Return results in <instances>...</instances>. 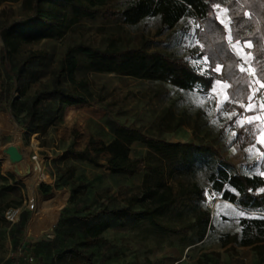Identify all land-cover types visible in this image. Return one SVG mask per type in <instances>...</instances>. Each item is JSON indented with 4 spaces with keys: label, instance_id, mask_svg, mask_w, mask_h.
I'll return each mask as SVG.
<instances>
[{
    "label": "trees",
    "instance_id": "16d2710c",
    "mask_svg": "<svg viewBox=\"0 0 264 264\" xmlns=\"http://www.w3.org/2000/svg\"><path fill=\"white\" fill-rule=\"evenodd\" d=\"M6 1H21L22 16L13 19L8 9H1ZM112 0H0L1 48L0 112L14 105L16 93L22 96L35 79L25 83L15 76L16 67L12 55L22 44L38 43L44 39H62L71 24L83 19H94L108 11ZM219 8L228 12L231 20V38L240 41L251 55L252 66L264 83V0H128L125 6L114 14H122L129 24H138L145 19L156 18L160 22L159 34L189 32L193 42L184 54L150 50L146 45L124 49L101 48L92 44H77L70 47L56 71L52 88L38 92L29 102L25 114V125L34 132L45 133L58 118V111L43 107L50 98L59 100L60 106L95 105L91 82L87 72L115 73L141 80L168 82L181 90L209 93L217 81L226 82L229 100L222 110L243 114L252 92V78L248 72L240 71V58L230 47L229 32L219 18ZM190 20L193 27L178 25ZM49 55L46 51H34L26 62L43 65ZM83 60V63H82ZM242 62V61H241ZM220 68L221 71H216ZM78 75L82 78L78 79ZM68 77L71 88L64 86ZM12 78L7 86L6 79ZM115 138L110 142L89 135L84 149H70L76 157L88 160L97 166H104L114 174L131 177L144 173L142 194H132L125 204L111 207L101 203L99 208L80 209L78 216L63 221L57 230L54 242L62 249V255L53 256V263L77 264L81 259L94 262L95 253L88 249L97 244L107 243L103 234L114 226H125L128 221L142 223L148 221L155 230L165 233L183 234L188 240H204L213 228L212 214L202 205L207 200L206 189L198 182L184 184L178 182L179 191L167 176L186 172L195 177L199 169L208 172L207 185L213 187L218 196L241 210L239 228L220 236L222 246H251L264 254V148L257 142L259 127L254 122L243 127L232 126L236 135L231 144H239L249 160L237 164L223 154L216 143L204 141H172L161 136H153L134 125H125L112 118ZM229 124H234L230 121ZM222 138L224 130H220ZM81 134L78 133V136ZM140 142L149 148L145 157H131V146ZM249 149H255L250 153ZM255 155L253 159L251 157ZM261 166V170H256ZM75 174L57 179L58 189L69 187L71 201L78 203L79 196L86 194L88 183L77 181ZM47 193L53 186L43 185ZM188 200L196 212L193 220L182 227L165 223L164 216L178 203ZM238 208V209H236ZM111 217L113 219H111ZM29 222L25 215L17 223L18 231L24 233ZM193 232L192 235L189 232ZM194 236V238H193ZM25 243H20L24 245ZM41 243L26 244L32 248L36 264H46V255L40 251ZM17 245L16 252L19 249ZM52 245V243H51ZM20 246V247H21ZM49 248L47 253H53ZM55 254V253H53ZM17 262V261H16ZM15 263V260L12 264Z\"/></svg>",
    "mask_w": 264,
    "mask_h": 264
},
{
    "label": "rangeland",
    "instance_id": "374dc122",
    "mask_svg": "<svg viewBox=\"0 0 264 264\" xmlns=\"http://www.w3.org/2000/svg\"><path fill=\"white\" fill-rule=\"evenodd\" d=\"M127 1L112 0L107 5L108 11L94 19H83L71 24L64 38L22 44L12 55L16 77L25 83L30 80L31 74L36 77L25 95L16 93L14 105L9 106L7 111L0 112V264L18 261L16 248L20 243L26 245L41 242L43 244L40 251L46 255V264H62L59 260L53 263L54 258L47 250L56 248L53 253L62 255L63 251L54 242V236L63 221L69 222L75 216L73 208L79 215L80 209H97L101 203L111 207L122 205L132 194L143 193L144 173L134 177L114 174L104 166H97L69 152L72 148H86L90 134L106 142L113 140L115 133L110 118L172 141L216 143L228 159L239 165L241 159L249 160L239 144L229 143L235 133L232 126L237 125L238 120L264 115L259 107L261 99L264 98V88L259 84L254 85L258 91L252 99L256 107L251 112L244 110L242 115H237L222 110L221 107L226 101L225 91L228 95L229 87L224 89L217 83L211 92L203 94L181 90L168 82L158 80H141L115 73L87 72L86 76L97 100L95 105L60 106L59 100L50 98L42 105L58 111L59 116L49 130L45 133L34 132L25 125L24 118L29 102L38 92L52 88L54 75L70 47L81 43L115 49L146 45L150 50L186 53L187 47L193 42L189 32L175 34L169 30L159 34L160 22L156 18L129 24L122 14H114ZM3 8L8 9V14L13 19H19L23 14L21 1H6L2 4L1 9ZM221 10L225 9L219 8V18L226 25L229 21L228 12L225 14ZM0 21H5V16H0ZM177 27L180 31L182 27H193V23L187 20ZM237 42L239 47L243 46L240 41L233 39L229 43L236 55L233 44ZM2 45L0 37V47ZM39 50L46 51L49 55L43 65L33 61L26 62L32 52ZM244 51L249 54L245 48ZM1 53L0 48V60ZM240 60L242 62L238 65L239 69L243 65V72H248L252 81L258 79L263 83L252 66V58L247 63L241 58ZM253 71L255 75H252ZM80 78L82 75H78V79ZM2 82L3 78L0 76V89ZM6 84H12L11 77L6 79ZM64 86L72 87L67 76L64 78ZM248 103L249 101L244 105ZM230 121H234V124H229ZM254 123L259 127V122ZM220 130L225 131L223 138ZM78 133L81 135L78 136ZM259 135L260 133L257 134V139ZM260 145L264 148V145ZM20 151L24 152V157H20L26 160L23 167L26 177L15 173L6 161L9 156ZM148 153L149 148L140 142L131 146L133 158L145 157ZM254 157L255 155L251 159ZM255 169L261 170V166H256ZM44 173H50L56 181L61 175L68 178L74 173L77 181L88 183L87 192L79 196L78 203L71 201L73 193L69 187L58 189L54 185L50 192L45 193L41 183V175ZM207 175V170L203 168L199 169L195 177L186 172H178L175 176H167L166 180L179 191L180 181L184 184L196 181L202 187L207 186ZM206 196L207 200L202 205L212 214L213 228L204 240L195 239L188 244L189 240H185L183 234L155 230L148 221H128L125 226L118 225L105 231L103 236L107 243L88 249L95 253L94 262L81 259L77 264H264V254L260 255L251 246H222L220 236L237 230L243 213L238 208L234 210L235 206L220 196L217 201L215 199L214 204H211L208 194ZM64 200L69 213L53 223V218L63 213L61 201ZM31 201L34 208H30ZM10 209L21 211L18 222L24 215L28 217L29 222L24 233L18 231V222L12 223L7 219ZM195 215L196 212L186 200L166 213L164 221L182 227L193 220ZM189 234L192 235L193 232L190 231Z\"/></svg>",
    "mask_w": 264,
    "mask_h": 264
},
{
    "label": "snow or ice",
    "instance_id": "6c2138e0",
    "mask_svg": "<svg viewBox=\"0 0 264 264\" xmlns=\"http://www.w3.org/2000/svg\"><path fill=\"white\" fill-rule=\"evenodd\" d=\"M221 12L226 14V10H221ZM221 23L223 24L224 20H221ZM230 23H231V20L229 18L228 24L225 25V27H228L229 33L231 32ZM231 39H232L231 35H229V40L231 41ZM238 45H239V42H237V44H233V48L237 52V55H239L240 58L243 59L245 63H247L248 60L251 59V57L249 54L244 53V48H250L251 44L245 43L242 47H239ZM240 70L245 71V68L243 65H241ZM216 71H221V69L217 68ZM252 75H255L254 71L252 72ZM217 84L221 85L224 89H227L228 87H230V85H228L227 83L221 82V81H217ZM256 84H259L261 88H264V83H261L258 79H255L251 82V85L253 87H252V95L248 97L249 103L247 105H244V104L240 105V107L244 108L245 111L251 112L256 107V105L252 103L253 96H255V93L258 91V89L254 87V85ZM225 100L226 101L229 100V97L226 91H225ZM259 107L262 113H264V98L261 99ZM253 122H259L258 130H259L260 135L258 136L257 142L264 145V115L240 119L237 121V125L240 127H243L245 123L251 124ZM233 135L235 136L236 133H233ZM249 152L255 153V149H249Z\"/></svg>",
    "mask_w": 264,
    "mask_h": 264
},
{
    "label": "built area",
    "instance_id": "2783aa9c",
    "mask_svg": "<svg viewBox=\"0 0 264 264\" xmlns=\"http://www.w3.org/2000/svg\"><path fill=\"white\" fill-rule=\"evenodd\" d=\"M34 159H37V156H34ZM55 181L56 179L50 173H44L41 175V183H43V185L54 186ZM205 189H206V194H208V196L211 198V201H210L211 204L212 203L214 204L218 200L219 196L217 195V193L215 192L212 186L207 185ZM30 208H34V203L32 201L30 204ZM6 216L10 222L17 223L21 216V211L10 209L7 212ZM17 257H18V261L15 262L14 264H36V258L34 256V253L32 252V248L28 247L27 245H22L18 249Z\"/></svg>",
    "mask_w": 264,
    "mask_h": 264
},
{
    "label": "bare ground",
    "instance_id": "6f19581e",
    "mask_svg": "<svg viewBox=\"0 0 264 264\" xmlns=\"http://www.w3.org/2000/svg\"><path fill=\"white\" fill-rule=\"evenodd\" d=\"M244 53H246V52L244 51ZM23 155H24V152L20 151L18 153L13 154L12 156H9L6 159V161L15 173L19 174L22 177H26L27 173H25V171L23 170V167L25 166L26 160H25V158L23 159V157H24ZM20 156H23V157H20ZM31 179H28V180L30 181ZM61 207H62L63 213L60 214L61 216L58 215V217L53 218V220H52L53 223H56L60 217L65 216L69 213L66 200L61 201Z\"/></svg>",
    "mask_w": 264,
    "mask_h": 264
},
{
    "label": "crops",
    "instance_id": "0c3cea01",
    "mask_svg": "<svg viewBox=\"0 0 264 264\" xmlns=\"http://www.w3.org/2000/svg\"><path fill=\"white\" fill-rule=\"evenodd\" d=\"M246 161L244 160V159H241V164H243V163H245ZM72 212H73V214L75 213V216L74 217H76V216H78L77 215V212H76V209L75 208H73L72 209ZM112 228V227H111ZM111 228H109V229H111ZM58 230V229H57ZM107 231V230H106ZM55 237V236H54ZM184 239L185 240H188V238L184 235ZM190 242H193V241H191V240H189L188 241V244H191ZM55 250V251H54ZM53 250V252H56V248ZM50 255H51V257H53V256H55V254H53V253H49Z\"/></svg>",
    "mask_w": 264,
    "mask_h": 264
}]
</instances>
